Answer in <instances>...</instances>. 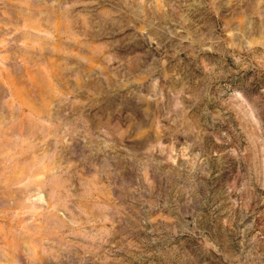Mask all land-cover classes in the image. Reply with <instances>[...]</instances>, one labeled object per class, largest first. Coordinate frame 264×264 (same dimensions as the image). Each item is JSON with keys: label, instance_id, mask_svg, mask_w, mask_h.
Instances as JSON below:
<instances>
[{"label": "rangeland", "instance_id": "1", "mask_svg": "<svg viewBox=\"0 0 264 264\" xmlns=\"http://www.w3.org/2000/svg\"><path fill=\"white\" fill-rule=\"evenodd\" d=\"M0 264H264V0H0Z\"/></svg>", "mask_w": 264, "mask_h": 264}]
</instances>
